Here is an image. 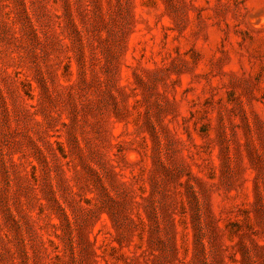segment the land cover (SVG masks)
Here are the masks:
<instances>
[{
	"label": "rangeland",
	"instance_id": "obj_1",
	"mask_svg": "<svg viewBox=\"0 0 264 264\" xmlns=\"http://www.w3.org/2000/svg\"><path fill=\"white\" fill-rule=\"evenodd\" d=\"M0 264H264V0H0Z\"/></svg>",
	"mask_w": 264,
	"mask_h": 264
}]
</instances>
